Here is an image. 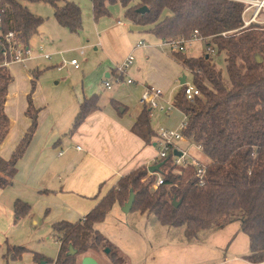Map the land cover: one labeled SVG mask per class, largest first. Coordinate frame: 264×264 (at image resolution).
Wrapping results in <instances>:
<instances>
[{"label": "trees", "instance_id": "obj_1", "mask_svg": "<svg viewBox=\"0 0 264 264\" xmlns=\"http://www.w3.org/2000/svg\"><path fill=\"white\" fill-rule=\"evenodd\" d=\"M54 8L59 24L78 33L83 25L80 5L72 0H47ZM96 20L112 14L111 5L119 2L124 17L132 24L169 42L190 38L197 31L206 47L214 50L199 56L185 51H172V56L192 74L200 91L193 100L185 93L186 84L174 96V104L186 115L182 132L208 157L200 183L194 163L175 164L173 151L155 161V172L141 165L121 176L95 206L76 222L59 220L52 230L59 242L55 259L33 251L36 263L80 264L83 256L104 251L113 264L123 257L117 247L106 245L100 230L102 222L115 204L123 206L130 191L135 193L131 211L152 215L163 226L183 228L189 243H199L204 233L213 232L233 221H240L241 230L249 237L250 248L245 258L264 264V22L243 27L247 3L242 0H91ZM146 6L147 10L141 11ZM168 11V12H166ZM44 17L33 13L20 0H0V143L10 130L6 113L8 87L14 77L5 65L12 61L6 35L15 33V40L30 45ZM224 54L227 83L214 57ZM43 70L32 71L27 95L26 116L30 124L9 158L0 155V188L13 183L17 166L30 145L38 127L40 108L33 100L37 81ZM115 72V68L113 69ZM100 96H84L69 130L70 134L92 113L101 108ZM116 108L121 105L112 100ZM152 108L143 106L131 130L146 144L157 137L151 125ZM162 182L157 184L158 177ZM174 201L177 203L175 204ZM31 210L21 198L14 201V222L18 223ZM4 264L19 260L31 251L25 245L6 240ZM70 246L76 253L70 254Z\"/></svg>", "mask_w": 264, "mask_h": 264}, {"label": "crops", "instance_id": "obj_2", "mask_svg": "<svg viewBox=\"0 0 264 264\" xmlns=\"http://www.w3.org/2000/svg\"><path fill=\"white\" fill-rule=\"evenodd\" d=\"M90 2L92 4L91 0ZM25 4L29 7L27 3ZM29 9L42 16L38 10L32 7ZM82 15L84 24L83 9ZM250 15L251 11L248 13V16ZM111 16L112 14L104 17ZM101 18L94 20L97 22ZM42 25L34 36L43 35ZM122 26L124 23L120 19L116 24L107 23L99 26L94 40L91 38L85 41L83 45L92 44L96 50L98 45H102L105 57L87 74L85 68L74 65L76 70L82 72L81 78L72 84V94L65 92L47 95L43 84H38V79L33 93L34 103L40 108L37 130L18 163L13 183L0 188V264L5 263L3 254L6 240L16 244L13 242L19 241L18 237L26 233V230L32 237L48 236L50 233L54 236L52 230L54 222L78 221L95 206L102 195L116 185L121 176L141 165L151 166L156 161L154 150L156 137L151 144H146L131 130L143 107L139 99L148 83L139 82L134 85L123 81V77V82L116 81L111 85L107 96H103L102 86H105L104 81L109 77H115L113 69L121 60L118 55L114 57L112 52L118 48L138 53L145 69L148 68L149 71L164 69L171 79L177 73L174 64L178 61L172 56V47L151 32L134 24L129 32ZM82 30L83 25L78 33H71L80 34ZM144 35L147 36L149 43L143 38ZM129 36H134L133 42H129ZM141 41L144 44L138 46ZM166 45L171 48V57L161 50ZM43 48L41 45L40 49ZM29 59L5 62L14 77L8 87L6 102L10 130L5 140L0 143V155L6 159L11 156L30 124L25 114L32 78V73L27 69ZM11 64H20V68H13L12 71ZM53 66L60 68L58 63ZM143 66L138 67L136 74L142 72ZM101 75L106 77L102 83L99 82ZM94 93L100 96L101 108L89 115L75 133L70 134L69 130L81 101L84 96ZM112 100H116L121 109L116 108ZM161 112L169 113L164 110ZM17 198L29 202L31 210L15 223L14 201ZM146 216L147 220L152 217ZM154 224L156 226L150 230L153 243L151 242L142 264H262L245 258L249 253L250 242L247 234L241 230V223L238 220L219 230L204 233L199 243H189L183 228H175L180 234L179 238L170 236L161 239L160 234H166L173 229L163 231L166 229L159 226L160 223L156 219Z\"/></svg>", "mask_w": 264, "mask_h": 264}, {"label": "rangeland", "instance_id": "obj_3", "mask_svg": "<svg viewBox=\"0 0 264 264\" xmlns=\"http://www.w3.org/2000/svg\"><path fill=\"white\" fill-rule=\"evenodd\" d=\"M21 1L23 3H27L29 7H32L34 10H38L37 12L44 17V23L42 25V30L44 31L43 35L40 37L34 36L30 41V46L32 47L33 52L28 61L27 69L30 73H32V70L36 67H39V69H45L40 75L38 84H43L44 91L47 95H51L53 93L62 94L65 92L72 94V84L81 78L82 72L81 70H76L74 65L71 64V60L73 58L77 59L79 65L82 66V69L85 68L84 70L86 74L90 72L96 64L104 59L105 56L103 54L102 45H98L97 50L92 44L83 45L86 40H90L91 38L94 40V37H96L99 30V26L102 27L107 23L116 24V21L120 19L124 23V26H122L123 29L130 32L133 28L132 23L124 17L123 8L119 2L111 5V17H103L96 22L93 17L92 4L90 0H72L82 7L84 14L83 30L80 34H72L67 28L57 23L53 16V8L48 2L44 0ZM260 21H264V14L260 16ZM133 37L134 36H129V42L134 41ZM143 38L147 43H149L146 35H144ZM41 45L44 46L42 50L40 49ZM161 50L165 51L166 55L170 56L171 48L169 46L166 45L165 47H162ZM81 51H83V54H81ZM206 52L208 51L203 39L196 38L186 43V53L188 55L199 56ZM112 53L114 57L118 55L121 60L116 63V66L121 65L130 54H133L135 60L129 67L128 74L124 75L123 81L131 77L134 80H137V82L133 83L134 85L139 84V82H147L149 86L160 89L163 93L161 100V103L163 104H166V102L174 103V96L183 85L180 83V77L183 75L186 76V85H194L190 71L174 59L173 61H175V64L174 62L172 63L174 64L177 73L175 72L176 75L171 79L168 75H166L167 71L164 69H159L157 71H149L148 68L145 69L141 56L136 52H127L126 48H118V50L115 49ZM46 54L51 57H45ZM214 60L217 67L222 70L224 80L229 83L224 54L215 56ZM55 63H58L60 68L53 66ZM11 65L12 71L13 68H20V64ZM142 66V72L140 74H136L138 67L142 68ZM100 79L101 80L99 82L102 83V80H105L106 77L101 75ZM109 80L111 85L116 83L115 77H109ZM102 90L104 94L103 96H107V94L110 93V88L105 86H102ZM161 111L162 110L158 108H153L151 117L152 127L155 130L164 127L182 132L184 114L175 107L173 110L168 111L169 113L167 114ZM177 145L186 153V158L188 160H198L203 163L208 161V157L193 140H189L186 143H177ZM154 150L155 156H157L159 154L158 147L155 146ZM153 217L154 216H150V220H147L146 215H141L137 211L125 213L121 206L115 204L107 217L96 225L103 235L104 244L106 245L105 251L109 247H117L119 255L123 257V262L121 264H142L147 251L151 247L152 232L150 230L153 226H156L154 224L155 217ZM159 226L166 229L163 231L168 232V229H170L169 227L161 224H159ZM171 229L173 230L166 234H160V238H169L170 236L179 238L180 234L176 232L177 230H175V228ZM18 240L19 241L14 240L15 242L13 243L23 244L32 251L43 253L49 258L55 259L58 255L59 243L57 238L51 233L48 234V236L32 237L28 233V230H26V233H23L21 237H18ZM94 256L99 264H113L104 251L95 253ZM10 264L54 263L44 261L36 263L33 260V252L29 251L24 253L21 259L12 261Z\"/></svg>", "mask_w": 264, "mask_h": 264}, {"label": "built area", "instance_id": "obj_4", "mask_svg": "<svg viewBox=\"0 0 264 264\" xmlns=\"http://www.w3.org/2000/svg\"><path fill=\"white\" fill-rule=\"evenodd\" d=\"M247 3V7L243 13L244 25L246 27L250 25L252 22H262L260 21V16L264 14V0H242ZM249 11H251V15L248 16ZM264 22V21H263ZM200 38L198 36V32L195 31L190 38L181 37L178 39L171 40L168 43L172 49L178 51L186 50V43ZM201 39V38H200ZM6 40L8 42V47L3 48L4 55L10 53L13 57L12 60L16 61H24L27 58H30L33 52V49L30 45H25L20 41L15 40V33L9 32L6 35ZM144 42L141 41L138 46L143 45ZM208 52L214 53V50L211 46L207 47ZM45 57L49 58L50 55H45ZM135 57L133 54H130L124 62L115 67V77L117 82H121L124 75L128 74L129 67L133 64ZM71 63L76 67H79V63L77 59H72ZM127 83H134L135 80L133 78H128L126 80ZM104 85L107 88L111 87V82L109 79L104 81ZM186 96L189 100H193L195 96L200 94V91L194 85H186L185 88ZM163 93L160 89H156L152 86L147 85L140 96L139 102L143 106H149L151 108H158L164 111L173 110L175 106L174 103L166 102V104L161 103ZM186 115L184 116V122L182 123V128L186 125ZM189 139L184 135L183 132H179L177 130L168 129L161 127L157 130L156 137V146L159 149V154L156 156V161L161 158H165L168 156L169 152L173 151V159L175 164H186V163H194L198 170V175L200 176V183H203V175L205 172L204 163L198 160H188L186 158V153L177 145V143H186ZM201 149V146L198 145ZM176 151H179L180 154H177ZM162 182V178L159 176L157 180V184Z\"/></svg>", "mask_w": 264, "mask_h": 264}, {"label": "water", "instance_id": "obj_5", "mask_svg": "<svg viewBox=\"0 0 264 264\" xmlns=\"http://www.w3.org/2000/svg\"><path fill=\"white\" fill-rule=\"evenodd\" d=\"M141 11H145L147 10V7L144 6L140 9ZM181 83L184 84L186 82V76L183 75L180 79ZM177 154H180L179 151H176ZM160 165L157 164V165H151L149 166V171L150 172H155L159 169ZM134 198H135V193L133 192V190L130 191V195H129V199L125 202V204L122 206V210L125 212V213H128L131 211V208H132V205H133V202H134ZM175 204H177L175 201H174ZM109 249L106 250V252H108ZM70 254H74L76 253V250L70 246V251H69ZM80 264H99V262L96 260V258H94L93 256H90V255H86V256H83L82 259H81V263Z\"/></svg>", "mask_w": 264, "mask_h": 264}]
</instances>
